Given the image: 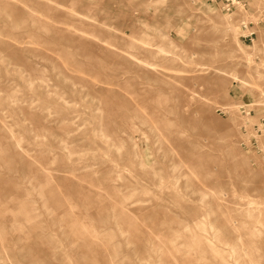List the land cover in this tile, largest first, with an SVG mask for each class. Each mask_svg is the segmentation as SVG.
Wrapping results in <instances>:
<instances>
[{"label":"rangeland","instance_id":"1","mask_svg":"<svg viewBox=\"0 0 264 264\" xmlns=\"http://www.w3.org/2000/svg\"><path fill=\"white\" fill-rule=\"evenodd\" d=\"M243 4L228 12L223 0H0V125L22 138L25 164L33 165L23 175L0 164V264H32L22 247L45 264H85L88 254L106 264V245L63 235L71 224L117 231L123 264H155L161 253L139 243H162L167 230L169 259L189 264L187 251L202 254L190 236L201 228L179 229L165 216L182 208L174 194L186 207L205 205L194 201L188 181L228 193L218 195L217 215L228 228L232 218L236 231L212 246L208 264H264V0ZM251 33L253 41L243 38ZM161 93L175 110L166 112L168 129L152 114L164 107ZM128 125L137 128L133 142ZM47 148L68 164L39 158ZM40 189L71 199L68 209H49ZM114 190L128 199L133 229L114 219L101 227L98 204L85 201L100 192L111 209ZM28 210L55 241L52 251L43 236L20 238L14 228L27 224ZM55 215L64 223L53 224Z\"/></svg>","mask_w":264,"mask_h":264},{"label":"crops","instance_id":"2","mask_svg":"<svg viewBox=\"0 0 264 264\" xmlns=\"http://www.w3.org/2000/svg\"><path fill=\"white\" fill-rule=\"evenodd\" d=\"M259 47H255V49L258 50ZM259 50L262 53L264 51V45ZM148 72H151V71H148ZM148 76L149 77H147V79L154 83L166 82L165 80H163L162 77L155 76V75L154 76L148 75ZM0 85H1V81H0ZM29 87H31V85H29ZM159 98L163 99L162 101H164V107L157 106L158 108H154L152 114L154 115V118L158 117V120H155L157 124H160L163 127H166L168 129L171 123H169L166 120V112L173 113V111L175 110L174 108L172 109L169 106L170 99L167 96H164L161 93ZM0 127L4 131V134H0V164L2 163L6 167V170L8 172L21 171L24 175L25 171L30 170L29 173H31L32 170L30 168H33V165L30 164L28 167V165L25 164L27 163L26 161L27 155L25 151L22 150L23 149L22 138H19L18 136H16V134H14V132L10 130L6 124H1ZM157 127H158L157 125H151V130L158 131ZM127 128H128L127 129L128 130V140L130 142H133L135 139V136L133 133L137 132L136 131L137 128L132 125H128ZM62 130H63L62 131L63 136L68 135L70 132V127L66 125L64 128H62ZM100 137L104 139V135ZM6 139L8 141H6ZM60 145L62 146V144ZM133 150H134L133 154L135 156H138L139 152L135 150L134 147H133ZM38 155H39V158L44 159L47 162L49 161L51 163L56 162L58 165H65V166L68 164L66 155H64L61 152L53 153V151L48 148L41 150L38 153ZM141 156L143 155L141 154ZM17 160H19V163H20L19 168L15 165V162ZM148 165H149L148 162L142 159L140 166L144 169ZM153 176L159 179L160 172L155 173ZM110 178L111 177H109V174L104 175L103 177H101V179H99L100 184L105 185L110 180ZM46 180L49 183L51 181V177L49 175H46ZM2 182H3V178L0 174V185L2 184ZM72 186L74 187L75 191L78 192L77 195L79 197L85 194L83 193L84 190L82 191L77 190L76 184L72 183ZM170 188H171L170 186H167V189L169 190V192L171 190L170 193H172L173 190ZM185 188L191 189L190 191L192 193L194 201H202L203 203L205 202V205L186 207L185 206L186 199L182 197L180 198L179 196L174 194L172 197L173 198L172 201L178 204L182 208L179 211H175L173 215H165V216H167L166 218L169 217V221H170L169 223L175 224L177 228L179 229H182V228L189 229L191 225L201 228L200 232H196V231L190 232V236L192 240L197 239L201 243L202 254L199 255L198 249L194 248V250L191 249L187 251L186 254H184L185 256L183 258L185 259L188 258L189 264H195L194 263L195 259H197L198 264H208L207 253L213 252L214 247L212 246L216 247V243L224 241L225 237H230L232 233L236 231L233 229L234 220L232 218L227 220V223L230 226V228H228V226H226V224H224V222L222 221L221 217L217 215V213H221V211H223L222 202L217 200L218 195H220L219 198L222 200L223 197L225 198L228 196V193H225L224 191H221V193H218L214 190L207 189L204 186L200 187L199 185L196 187H192L190 186L189 181L185 184ZM39 193H41L42 195L45 194L47 196L46 204L49 205L48 208L51 210L52 209L56 210L59 207L67 208L66 204L70 203V200H71V199L67 200L65 197H62L61 193H57V191L55 190L48 189L46 190V193H44V191L40 189ZM114 194L115 196L113 197L115 201L112 202L109 206L111 207V209H109L108 205L104 203V201L106 202V195H103V193H100V192L95 194L97 196L96 199H92L93 197L90 198V196H86L85 201L88 204L90 202L98 204L99 212L97 213V218H98V222L100 223L101 227L105 228L108 224H110V220L112 221L114 219L117 225H122V226L126 225L130 229H133L134 228L133 226L135 225L134 217L130 215L125 208L126 207L125 203L128 199L124 197V195L117 190H114ZM208 195H214L215 199L206 200V197ZM0 201H2V199H0ZM234 210H237L236 206L234 207ZM72 216L73 215H70L68 217L70 218ZM153 217L154 216L151 215L149 216V219ZM21 218H22V221H26L27 224L22 223L14 227L16 230L20 231V238H25L29 236L40 237L44 235L43 233L44 228L42 224L40 222L35 221V219L33 218L29 210L26 211L25 214ZM63 223H64V220L62 218H57V215L53 217V224L60 225ZM165 223H168V222H164L162 224H165ZM62 232H63V235H65L66 237L72 236L74 233H80V234H85V235L88 234L87 236H90V238L92 239V241H94L95 244L106 245L107 247V251L105 252V256L107 257L106 264H123L124 263L123 260L118 258L120 246L115 240L117 231L111 230L108 227H106L105 230H103V232H97L94 226H90V228H87L85 226L71 224L69 225L68 228L64 229ZM225 232L228 234H225ZM162 235L165 236L162 243L158 244V243H154L150 241H142L141 243H139L140 248L147 252L153 251V252L161 253V255H159L158 258L156 259L155 264H179L180 261L176 255H174L173 261L170 260L168 257V254L170 253V251L168 250V245L170 243L169 231L163 230ZM94 237L96 238V240H93ZM43 239H44V243L47 249H50L52 251L55 248L54 246L55 241L53 240V238L51 236H43ZM85 239L87 240L89 238L86 237ZM231 241L232 240H230L229 243ZM26 249L27 248L22 247L21 249H19L20 250L19 253L20 254L24 253L25 258L31 260L33 262L32 264H45L42 260H38L37 258L33 257L31 252L26 251ZM173 250H177V253L179 252L177 244H175L174 242H173ZM135 252L137 253V250ZM146 257H148V253L143 258H146ZM81 261L85 264H97L94 261H92L91 256L89 254L84 255Z\"/></svg>","mask_w":264,"mask_h":264},{"label":"built area","instance_id":"3","mask_svg":"<svg viewBox=\"0 0 264 264\" xmlns=\"http://www.w3.org/2000/svg\"><path fill=\"white\" fill-rule=\"evenodd\" d=\"M223 1L225 3V9L228 12H231L233 10V7H235V5H239L241 3H242V5H244L243 2H245V0H223ZM254 35H255V33H251L250 35L243 36V38L244 39L250 38V40L253 41Z\"/></svg>","mask_w":264,"mask_h":264},{"label":"bare ground","instance_id":"4","mask_svg":"<svg viewBox=\"0 0 264 264\" xmlns=\"http://www.w3.org/2000/svg\"><path fill=\"white\" fill-rule=\"evenodd\" d=\"M230 239V238H229ZM229 241V240H228Z\"/></svg>","mask_w":264,"mask_h":264}]
</instances>
